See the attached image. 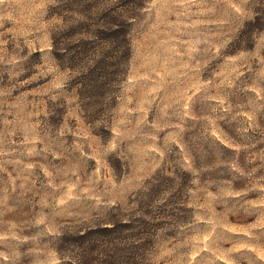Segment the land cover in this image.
<instances>
[{
    "label": "rangeland",
    "instance_id": "374dc122",
    "mask_svg": "<svg viewBox=\"0 0 264 264\" xmlns=\"http://www.w3.org/2000/svg\"><path fill=\"white\" fill-rule=\"evenodd\" d=\"M116 2L0 0V264H264V0Z\"/></svg>",
    "mask_w": 264,
    "mask_h": 264
},
{
    "label": "trees",
    "instance_id": "16d2710c",
    "mask_svg": "<svg viewBox=\"0 0 264 264\" xmlns=\"http://www.w3.org/2000/svg\"><path fill=\"white\" fill-rule=\"evenodd\" d=\"M145 0H117L116 3H114V8L112 12H109V16H111V21L109 25L110 34L109 38L110 41H113L116 46V58H119V62L123 60V57H127L129 54H117L122 49H126L128 52L129 50V42H128V34L130 30V20L133 18V16L136 14L137 11H139L144 6ZM64 32L60 33V35H57L59 33L54 34V46L56 49H58V53L61 57V60L68 59V53H67V47H64L63 45H67L66 39L68 38L67 35L72 36V32L67 29H63ZM73 34L72 38L74 37ZM71 38V42L73 44L74 48V54H72L71 58H69L72 61H76L79 64H81V68L83 69L81 72H79V80L80 83H85L86 85H92V89H97L99 87H102L106 83L105 77L108 76V68L110 66V63H108L107 57H98L101 59H96L92 55L83 54L82 49L85 48L81 43L79 45H76ZM62 51V52H61ZM71 51V50H70ZM121 55V56H120ZM113 59L112 57H110ZM83 79V80H82ZM114 226L110 227H103L101 228L102 231L107 232L108 230H113ZM116 232V231H115ZM114 232V233H115ZM113 233H106V236H111ZM79 239H75L74 243L78 246L83 243V241L88 238L87 234H79ZM105 243V242H104ZM106 244H102V248H100L98 251L100 253H103L105 250ZM136 247V246H135ZM104 248V249H103ZM131 249L134 248V246H130ZM129 248V249H130ZM79 250L75 251V262L76 264H83V262L87 259L88 256L94 255L95 251L94 249H89L85 246H78Z\"/></svg>",
    "mask_w": 264,
    "mask_h": 264
}]
</instances>
